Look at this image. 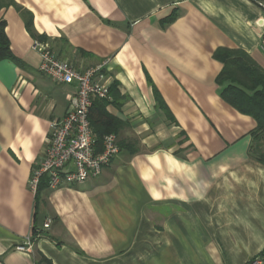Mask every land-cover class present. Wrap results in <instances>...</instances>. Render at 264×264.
Listing matches in <instances>:
<instances>
[{
	"label": "crops",
	"instance_id": "0c3cea01",
	"mask_svg": "<svg viewBox=\"0 0 264 264\" xmlns=\"http://www.w3.org/2000/svg\"><path fill=\"white\" fill-rule=\"evenodd\" d=\"M13 2L0 10L21 62L0 59V264H246L261 254L257 124L224 100L214 55L240 50L264 71V0ZM35 41L78 72L104 65L107 111L129 145L100 177L45 188L38 201L32 171L77 83L45 77ZM33 231L32 251L18 252Z\"/></svg>",
	"mask_w": 264,
	"mask_h": 264
},
{
	"label": "built area",
	"instance_id": "2783aa9c",
	"mask_svg": "<svg viewBox=\"0 0 264 264\" xmlns=\"http://www.w3.org/2000/svg\"><path fill=\"white\" fill-rule=\"evenodd\" d=\"M260 5L264 9V5ZM32 48L41 56L39 70L45 77L59 84L77 83L69 111L64 118L51 123L44 155L33 168L29 186L36 195L44 177L47 178L50 190L81 186L100 177L121 150L117 137L112 134L104 137L102 149L98 151L97 138L89 119L94 102L110 98V88L102 76L104 65L78 72L70 63L59 59L49 45L35 41ZM261 48L264 51V39ZM52 222L48 218L43 230H49ZM35 234L33 231L16 250L30 253L35 244ZM246 264H264V256Z\"/></svg>",
	"mask_w": 264,
	"mask_h": 264
},
{
	"label": "trees",
	"instance_id": "16d2710c",
	"mask_svg": "<svg viewBox=\"0 0 264 264\" xmlns=\"http://www.w3.org/2000/svg\"><path fill=\"white\" fill-rule=\"evenodd\" d=\"M11 5H14L13 0H0V10ZM6 26V21L0 19V59H8L21 65L11 50ZM27 27L32 29L31 21ZM214 57L224 64V69L217 79L218 84L223 87L224 100L240 113L249 115L256 121L257 127L251 133V157L264 166V71L254 64L247 53L240 50L219 49ZM107 102L108 99L96 100L90 110L89 119L97 138L98 151L102 149L104 137L112 134L117 136L124 125L121 120L108 113ZM119 147L122 151L129 145L119 143ZM45 188L49 189L46 177L41 180L35 195L37 201L40 192ZM260 255L264 256V251ZM44 263L52 264L47 258L39 256L37 264Z\"/></svg>",
	"mask_w": 264,
	"mask_h": 264
},
{
	"label": "rangeland",
	"instance_id": "374dc122",
	"mask_svg": "<svg viewBox=\"0 0 264 264\" xmlns=\"http://www.w3.org/2000/svg\"><path fill=\"white\" fill-rule=\"evenodd\" d=\"M63 118H64V117H63ZM115 136H116V135H115ZM116 137H117V136H116ZM118 144H119V141H118ZM45 231H46V230H45ZM259 256H262V255L259 254V255L256 256L255 258H257V257H259ZM253 259H254V258H253ZM253 259H252V260H253ZM250 261H251V260H250ZM44 264H45V263H44Z\"/></svg>",
	"mask_w": 264,
	"mask_h": 264
}]
</instances>
